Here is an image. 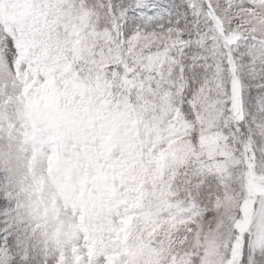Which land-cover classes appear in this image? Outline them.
<instances>
[{"label": "snow or ice", "instance_id": "snow-or-ice-1", "mask_svg": "<svg viewBox=\"0 0 264 264\" xmlns=\"http://www.w3.org/2000/svg\"><path fill=\"white\" fill-rule=\"evenodd\" d=\"M0 264H264V0H0Z\"/></svg>", "mask_w": 264, "mask_h": 264}]
</instances>
